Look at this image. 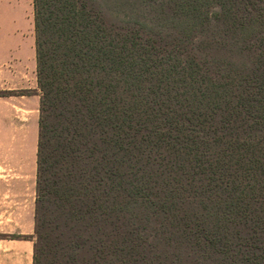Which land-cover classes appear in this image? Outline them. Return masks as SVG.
<instances>
[{
    "label": "trees",
    "instance_id": "trees-1",
    "mask_svg": "<svg viewBox=\"0 0 264 264\" xmlns=\"http://www.w3.org/2000/svg\"><path fill=\"white\" fill-rule=\"evenodd\" d=\"M34 20L35 227L12 234L33 264H264V0H34Z\"/></svg>",
    "mask_w": 264,
    "mask_h": 264
},
{
    "label": "crops",
    "instance_id": "crops-1",
    "mask_svg": "<svg viewBox=\"0 0 264 264\" xmlns=\"http://www.w3.org/2000/svg\"><path fill=\"white\" fill-rule=\"evenodd\" d=\"M0 221L10 219L13 188L33 235L41 91L37 81L34 0H0ZM3 14V13H2ZM32 88L28 94L22 90ZM16 196H19L16 193ZM15 234V233H14ZM7 235V236H5ZM9 235V236H8ZM34 240L0 233V264H33Z\"/></svg>",
    "mask_w": 264,
    "mask_h": 264
},
{
    "label": "rangeland",
    "instance_id": "rangeland-1",
    "mask_svg": "<svg viewBox=\"0 0 264 264\" xmlns=\"http://www.w3.org/2000/svg\"><path fill=\"white\" fill-rule=\"evenodd\" d=\"M4 12L5 11H0V14L4 15ZM22 91L31 94L33 92V89L27 88V90ZM0 191H3V188H1ZM23 191H25V189H21L20 187L13 188L12 192L14 193V195L12 210L14 211L10 219L0 221V233L6 232L9 234H14L18 231L26 232L31 229L28 219H26L25 215H22L21 213L20 203H15V200H21ZM16 193L19 196H16Z\"/></svg>",
    "mask_w": 264,
    "mask_h": 264
}]
</instances>
